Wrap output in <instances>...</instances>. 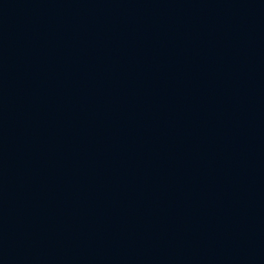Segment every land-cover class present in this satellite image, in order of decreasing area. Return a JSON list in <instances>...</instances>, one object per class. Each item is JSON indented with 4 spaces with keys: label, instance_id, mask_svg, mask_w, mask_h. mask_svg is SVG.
I'll return each instance as SVG.
<instances>
[{
    "label": "water",
    "instance_id": "obj_1",
    "mask_svg": "<svg viewBox=\"0 0 264 264\" xmlns=\"http://www.w3.org/2000/svg\"><path fill=\"white\" fill-rule=\"evenodd\" d=\"M0 264H264V0H0Z\"/></svg>",
    "mask_w": 264,
    "mask_h": 264
}]
</instances>
